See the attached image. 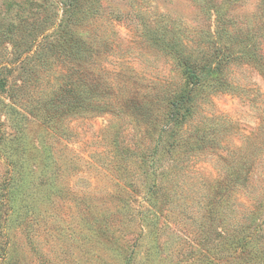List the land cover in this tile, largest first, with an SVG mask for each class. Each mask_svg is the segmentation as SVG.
Here are the masks:
<instances>
[{
    "label": "rangeland",
    "instance_id": "rangeland-1",
    "mask_svg": "<svg viewBox=\"0 0 264 264\" xmlns=\"http://www.w3.org/2000/svg\"><path fill=\"white\" fill-rule=\"evenodd\" d=\"M83 1L79 6L82 10L79 17L83 20L77 29L83 33V39L93 54L92 63L85 64L83 68V75L88 77L85 80L98 84L100 90L106 87L110 90L108 97L94 95V101L99 103H95L96 107L90 116L69 118L64 124L72 130V135L66 139L65 144L75 162L71 165L74 172L71 174V170L69 171L71 174L68 175L69 185L76 198L97 205L91 209L93 212L105 213L116 208L112 204L114 200L108 199L114 192L115 182L111 171L112 139L117 136L118 147L130 151H138L139 143L145 142V138L142 139L139 135L138 128L126 124L130 120L127 114L144 112L136 103L125 106L129 95L124 97L123 91L118 92V86L136 88L135 86L163 82L177 85L182 80L171 57L159 48L157 41L165 37L168 41L183 40L185 43L194 41L199 44L215 36L219 38V42L225 43L226 37L223 34L217 37L224 27L223 24L225 25V20H231L235 24L232 27L234 32L235 28H239L246 35L253 37L248 46H243L242 52L250 51L255 54L258 65L253 67V64H241L239 61L229 68L231 82L239 87L236 94L212 95L209 89H205L198 95L197 111L191 119V128L203 126L202 121L207 116H223L232 125L226 135L220 134L221 140L214 146L215 151H207L181 161L185 167L181 169L178 181L185 190L183 195L186 200L179 198L178 203L182 206L187 204L188 207L181 208L180 212L186 210L192 215L186 224L189 226L187 228L194 230L197 224L193 223L199 222L208 211L205 207L206 198L203 197L207 192L205 183L212 184L224 177L236 181L238 170L234 168L228 173L232 165L230 161L233 160V157L230 158L232 156L230 151L234 152L236 148H240L245 142L244 138L248 135L254 136L253 133L264 124V77L260 72V67L264 66V0ZM62 16L61 0H0V73L2 67L6 66L2 75L7 78L6 90L0 92V96L7 104L35 120V123L23 121L24 128L33 135V143L37 146L42 147L46 140L53 148L60 173L61 107L50 109V105L44 103L53 100L52 107L56 106L57 102L54 99H61V83L64 80L61 79V75L75 66L78 74L68 78L75 80L80 71L79 64L61 63ZM31 27H37L38 30L48 28L47 37L40 36L36 42L37 50H32L27 57L24 55L17 61V43L20 42L19 47L27 46L28 43L23 44L21 37L23 34L29 39ZM237 47L234 46L233 49L239 52L240 49ZM103 70L108 72L105 74ZM105 101L110 104L107 111L103 113L96 111ZM0 114L16 113L1 109ZM48 114L51 117L50 122L39 120ZM114 114L119 118L116 119ZM1 118L5 130L13 135L15 131L13 119L6 115H1ZM111 123L120 125L118 133L112 132L115 126H110ZM43 130L49 134L47 137H43ZM258 136L260 153L253 151L250 156L252 165L247 172L250 184L245 188H236L228 202L215 206L217 214L212 219L209 218L205 225L212 232L226 227L229 230V234H226H231L229 237L232 238L231 236H238L244 224H247L245 227H251L254 223L246 235L249 236L248 239H252V245L256 244L257 249H261V244L264 249V129ZM5 171V162L0 159V178ZM59 181L61 183V175ZM179 190L182 191L181 188ZM57 202V206L39 218L40 230L35 234L38 243L34 245L39 254L35 249L28 247L25 236L19 231L11 236L17 240L15 252L20 256L25 252L29 264H61V250L66 251L65 255H72V262L94 264L93 260L102 255L99 250L93 249L94 255L87 257L81 247H78L71 249L72 254L65 239L61 240L63 232L61 227L64 225L67 227L69 223L63 222L61 195ZM134 205L136 214L127 215L122 211L111 223L120 241L130 240L134 243L141 238L142 242L148 243L149 239L146 241L144 236L148 228L142 229L140 216H137L139 207L137 203ZM64 212H67L66 208ZM71 213H74L72 208ZM178 219L180 217L169 221L163 216L161 220L165 221L160 226L167 224L169 231L167 233L179 236L181 234L178 232L182 233L183 229ZM166 221L170 222L169 225ZM174 241V238L166 240L167 246L174 248L176 245ZM29 250H33L34 253H30ZM41 251L45 255H42ZM143 254L141 250L139 255ZM42 256H46L49 262L44 261Z\"/></svg>",
    "mask_w": 264,
    "mask_h": 264
},
{
    "label": "trees",
    "instance_id": "trees-1",
    "mask_svg": "<svg viewBox=\"0 0 264 264\" xmlns=\"http://www.w3.org/2000/svg\"><path fill=\"white\" fill-rule=\"evenodd\" d=\"M81 2L84 1L61 0L63 10L61 63L79 64V76L75 80L68 79L73 77V74H78L77 67L69 68L61 75V79H64L61 83V99H54L57 102L54 107L53 100L44 103L50 105V109L61 107V173L49 143L45 140L42 147L37 146L33 143V135L24 128L23 121L35 123V120L7 104L0 96V110L16 113L0 114V159L4 160L6 166L5 174L0 178V264H29L25 252L22 256L15 252L17 240L11 236L17 231L21 232L28 247L36 250L37 247L34 245L38 243V239L35 234L40 230L39 218L57 206L59 195L61 214L65 217L63 222L69 223L67 227L62 224L61 240L65 239L72 254L71 249L78 247H81L87 257L94 255L93 249L99 250L102 255L93 260L94 264H264L263 245L261 244V249H257L256 244L252 245V239H248L249 236L246 235L254 223L251 227H245L247 224H244L238 236H231L232 238L229 237L231 234L227 235L229 230L226 227L212 232L205 225L209 218L212 219L217 214L215 206L228 202L236 188H245L250 184L247 175L252 165L250 156L253 151L260 153L258 135L264 129V124L253 133L254 136H246L240 148H236L234 152L230 151L232 154L230 158L233 157V160L230 161L232 165L228 173L236 168L239 172L236 181L224 177L212 184L205 183L207 192L203 197L206 198L205 207L208 211L202 218L198 217L199 222L193 223L197 224L194 230L187 228L189 226L186 224L192 215L186 210L180 212L187 204L182 206L178 203L179 198H185L183 195L185 190L178 181L181 169L185 167L181 161L190 156L215 151L214 146L221 140L220 134L226 135L232 125L223 116H207L202 121L203 124L201 123L203 126L191 128V119L197 111L198 95L205 89H209L212 95L236 94L239 87L231 82L229 68L239 61L241 64H253V67L258 65L255 54L250 51L242 52L243 46H248L253 37L246 35L239 28H235L234 32L232 27L235 24L231 20H225V25L223 24L224 27L217 36L223 34L226 37L225 43L219 42V38L215 36L199 44L194 41L190 43L183 40L168 41L165 37L157 41L159 48L171 57L182 80L177 85L163 82L135 86L136 88L118 86V92L123 91L124 97L129 95L125 106L136 103L144 112L127 114L130 120L126 124L138 128L139 135L142 139L145 138V142L139 143L138 151H130L118 147L117 136L112 139L111 171L115 182L114 192L108 199L114 200L112 204L116 208L105 213L93 212L91 209L97 205L76 198L70 188L68 175L71 165L75 162L65 144L66 139L71 137L72 130L64 121L69 118L90 116L96 107L95 103H99L94 101V95L108 97L110 90L108 87L100 90L98 84L85 80L88 77L83 75V68L85 64L92 63L93 54L83 39V33L77 29L83 20L79 17L82 11L79 8ZM47 31L48 28L38 30L37 27H31L29 39L21 33L22 43L28 44L19 47L20 42L17 43V61L24 55L27 57L32 50H37L36 42L40 36L46 38ZM234 46L239 47L238 53L233 49ZM23 60L21 64L24 63ZM5 67H2L0 73V92H4L7 86V78L2 75ZM106 71L103 70V73L106 74L108 72ZM260 72L264 77V66L260 67ZM109 102L111 103V100ZM108 107L110 104L105 101L96 111L103 113ZM1 115L13 119L15 126L13 135L5 130ZM49 115L39 120L50 122ZM115 117L119 118L116 115ZM110 126H115L112 130L115 134L121 128L114 123ZM42 133L43 137H47L48 133L44 130ZM73 172L74 168L71 174ZM135 203L139 207L137 216H140L142 229L148 228L144 234L146 241L149 239L148 243L142 242L141 238L134 243L130 240L120 241L111 223L122 211L127 215L136 214ZM65 208L67 212H64ZM71 208L74 213H71ZM186 215L188 216L185 220ZM163 216L169 221L180 217L178 221L183 232L179 231L178 234L181 235L168 234L167 224L160 226L165 221L161 220ZM173 238L176 245L169 248L166 240L170 241ZM141 250L144 253L142 256L139 255ZM29 252L34 253L33 250ZM37 253L39 254L38 251ZM41 253L45 255L42 251ZM65 254L66 251L61 250V264H79L77 261L76 263L71 261L72 255ZM42 257L44 261L49 262L46 256Z\"/></svg>",
    "mask_w": 264,
    "mask_h": 264
}]
</instances>
